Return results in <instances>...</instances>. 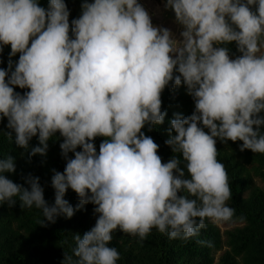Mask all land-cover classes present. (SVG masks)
<instances>
[{
	"label": "clouds",
	"instance_id": "clouds-1",
	"mask_svg": "<svg viewBox=\"0 0 264 264\" xmlns=\"http://www.w3.org/2000/svg\"><path fill=\"white\" fill-rule=\"evenodd\" d=\"M81 8L70 25L64 0L47 9L38 0H0V53L11 48L8 69H0L3 134L26 151L38 137L30 160L46 155L59 133L66 160L63 172L53 170L49 205L39 177H22L28 187L13 182L5 174L16 172L14 157H0V205L18 198L22 209H39L46 226L93 204L95 225L74 235L62 264H117L120 253L109 246L117 230L144 241L155 228L188 241L206 222L231 220L216 142L242 141L241 152L264 155V0H167L183 27L179 47L137 0H84ZM231 42L241 53L234 59L220 46ZM170 82L186 86L195 110L174 114L165 141L173 155L163 162L142 129L164 123L161 94ZM69 189L80 201L75 209L64 198Z\"/></svg>",
	"mask_w": 264,
	"mask_h": 264
},
{
	"label": "trees",
	"instance_id": "trees-1",
	"mask_svg": "<svg viewBox=\"0 0 264 264\" xmlns=\"http://www.w3.org/2000/svg\"><path fill=\"white\" fill-rule=\"evenodd\" d=\"M38 2L47 9L49 0ZM64 2L70 13L71 25V21L79 18V15L74 12V0ZM252 10L255 11V6H252ZM220 46L227 47L232 58L241 55L235 42ZM10 51V45L4 46L0 53V69H8ZM18 59L19 53L12 57L14 65ZM15 91L22 95L28 89L16 87ZM161 100V110L167 113L164 123L153 126L151 131L146 125L142 131L159 145L158 155L163 162H167L173 155L171 148L165 144L170 138V121L175 113L185 117L191 115L195 104L187 94L185 85L173 87L172 82L162 92ZM261 115L264 116V112ZM6 125L7 119L4 118L0 121V157L13 156L16 172L5 175L25 187L28 185L22 177L28 174L39 177L45 200L49 205L53 204V170L63 172L66 166L59 147L63 138L56 133L48 141L46 155L37 154L29 160L31 148L39 146L38 137L32 138L26 151L3 134L9 131ZM204 131L209 130L205 128ZM261 132L264 133V125H261ZM172 134H175L174 131ZM103 139L97 137L94 141L97 152ZM241 144L242 141L233 143L230 140L223 143L217 138L216 148L219 152L217 159L225 165L228 173L232 198L227 203L235 209L232 218L243 222V226L222 232L217 223L206 222L200 235L188 241L169 239L155 228L144 241L117 230L109 245L120 253L117 264H264V155L251 150L241 152ZM79 150L81 149L78 148L77 151ZM69 156L74 158L73 153H69ZM64 198L74 209L80 203L77 194L71 189ZM16 199L17 203L11 208L7 203L0 205V264H62L64 252L71 254L75 247L74 235L78 233L83 236L96 223L95 206L89 203L76 210L71 218L60 216L55 223L45 220L46 226H42L40 221L44 217L41 211L35 207L22 209L18 198ZM198 239L210 241L211 246L198 244Z\"/></svg>",
	"mask_w": 264,
	"mask_h": 264
},
{
	"label": "rangeland",
	"instance_id": "rangeland-1",
	"mask_svg": "<svg viewBox=\"0 0 264 264\" xmlns=\"http://www.w3.org/2000/svg\"><path fill=\"white\" fill-rule=\"evenodd\" d=\"M150 0H137V2L147 11V13L149 14L150 18H151V21H152V24L153 26L155 27H159V28H167L171 31L172 33V38L174 40L177 41V44L176 46L179 47L180 44L179 42L182 41V37L180 35V33L182 32V30H180V27L182 28L181 25H179L176 20L173 18L175 17L174 15H172V20L170 22H155L154 19L155 18H160L159 16H152L150 15L151 14V11H153V3L150 1ZM84 2V0H74V12L77 13L79 16L81 15L82 13V8H81V5L82 3ZM88 2H94V0H88ZM150 3V4H147V3ZM159 11H161V15L163 16V11L160 9V8H157V12L160 13ZM170 16V15H169ZM166 18V17H165ZM261 52H264V48L261 49ZM232 58V57H231ZM234 59V58H233ZM258 184H261V182L259 180H257ZM217 225L221 228L222 232L226 231V230H231V229H235L236 227H241L243 226V222H241L240 220H234L233 218L229 221H221V222H218ZM223 253L220 252L218 255H217V258H219V256Z\"/></svg>",
	"mask_w": 264,
	"mask_h": 264
},
{
	"label": "crops",
	"instance_id": "crops-1",
	"mask_svg": "<svg viewBox=\"0 0 264 264\" xmlns=\"http://www.w3.org/2000/svg\"><path fill=\"white\" fill-rule=\"evenodd\" d=\"M145 1V0H144ZM148 1V0H147ZM154 5H153V11H151V14L152 16L155 17L156 16H159L160 18H155L154 21L157 23L159 21L161 22H170L172 20V15L175 16V12L173 9H170V8H166V3H167V0H150ZM149 1V2H150ZM147 3V2H145ZM147 4H150V3H147ZM157 8H160L163 12V16L161 15V11H159L160 13L157 12ZM170 15V16H169ZM166 17V18H165ZM176 20V18L174 17L173 20ZM180 30L183 31V27L181 28L180 27Z\"/></svg>",
	"mask_w": 264,
	"mask_h": 264
}]
</instances>
